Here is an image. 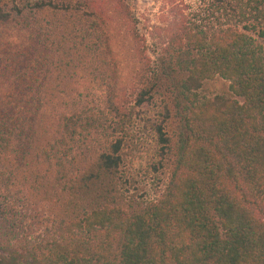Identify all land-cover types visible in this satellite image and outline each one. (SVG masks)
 I'll return each instance as SVG.
<instances>
[{"label": "trees", "instance_id": "1", "mask_svg": "<svg viewBox=\"0 0 264 264\" xmlns=\"http://www.w3.org/2000/svg\"><path fill=\"white\" fill-rule=\"evenodd\" d=\"M248 8L183 17L153 64L131 0H0V247L33 264H264V7ZM214 76L238 99L200 94ZM146 103L163 180L137 200L115 133Z\"/></svg>", "mask_w": 264, "mask_h": 264}, {"label": "rangeland", "instance_id": "2", "mask_svg": "<svg viewBox=\"0 0 264 264\" xmlns=\"http://www.w3.org/2000/svg\"><path fill=\"white\" fill-rule=\"evenodd\" d=\"M263 6L264 0H131L134 16L143 36L146 54L153 64L161 48L165 45L175 23L183 17L198 19L208 6L216 8L227 5L245 7ZM185 18V19H186ZM242 21V17H241ZM3 39H15L16 32L12 27L3 30ZM264 50V36L257 38ZM199 93L212 97L223 94L235 97L227 86V81L214 76L203 81ZM92 114L98 113V101H91ZM156 118L154 103H146L132 107L119 123L116 135L122 140V181L127 193L137 200H149L160 193L163 175L160 170L155 171L156 140L152 123ZM0 264H33L26 255L19 254L12 249L0 247Z\"/></svg>", "mask_w": 264, "mask_h": 264}]
</instances>
